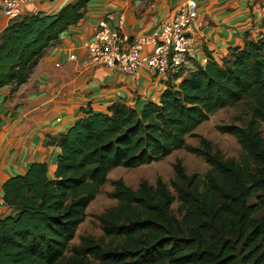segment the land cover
I'll return each mask as SVG.
<instances>
[{
  "label": "trees",
  "instance_id": "1",
  "mask_svg": "<svg viewBox=\"0 0 264 264\" xmlns=\"http://www.w3.org/2000/svg\"><path fill=\"white\" fill-rule=\"evenodd\" d=\"M88 2L9 20L0 33V89H17ZM167 84L158 102L140 109L117 103L108 113L87 110L57 138L52 173L46 162H32L4 181L2 198L16 213L0 217V264H264V36L246 37L222 63L209 59L177 86ZM238 102L248 105V120L215 126L241 147L240 159L225 158L195 129ZM190 136L198 145L186 143ZM179 149L208 164L203 177L188 174L176 159L170 185L160 177L136 188L112 180L117 203L97 217L102 236L82 235L70 245L110 170Z\"/></svg>",
  "mask_w": 264,
  "mask_h": 264
},
{
  "label": "crops",
  "instance_id": "2",
  "mask_svg": "<svg viewBox=\"0 0 264 264\" xmlns=\"http://www.w3.org/2000/svg\"><path fill=\"white\" fill-rule=\"evenodd\" d=\"M73 1L31 0L24 4L23 14L55 12ZM188 1L89 0L82 18L46 48L27 79L15 90L11 84L0 89V200L4 181L23 174L30 163L46 162L49 173L53 172L59 154L57 138L87 110L108 113L117 103L140 109L145 102H158L157 96L168 86L166 79L146 65L124 74L92 63L81 44L92 38L95 24L108 12L123 13L121 24L109 20L108 25L134 39L158 29ZM192 1L202 21L195 39L196 64L209 59L220 64L246 37L264 36V0ZM8 23L0 0V33ZM71 53L76 55L74 60L68 58ZM15 213L13 207L0 202V217Z\"/></svg>",
  "mask_w": 264,
  "mask_h": 264
},
{
  "label": "built area",
  "instance_id": "3",
  "mask_svg": "<svg viewBox=\"0 0 264 264\" xmlns=\"http://www.w3.org/2000/svg\"><path fill=\"white\" fill-rule=\"evenodd\" d=\"M30 1L1 0L2 13L6 19H14ZM123 19V13L108 12L93 27L92 38L82 41L92 63L124 74H132L139 66L146 65L172 85L195 68V39L202 26L195 1H188L184 9L177 10L169 21H162L158 29L141 33L134 39L108 25L109 20L121 24ZM68 58L74 60L75 53Z\"/></svg>",
  "mask_w": 264,
  "mask_h": 264
},
{
  "label": "rangeland",
  "instance_id": "4",
  "mask_svg": "<svg viewBox=\"0 0 264 264\" xmlns=\"http://www.w3.org/2000/svg\"><path fill=\"white\" fill-rule=\"evenodd\" d=\"M159 96H157V99H159ZM249 115L250 110L248 105L245 102H238L220 108L208 115V118L195 129V132L209 139L212 142L213 149L220 150L225 158L233 157L240 159L242 152L236 138L230 134L218 131L215 126L220 123L243 124L248 120ZM260 131L264 137L263 122L261 123ZM186 143L198 145L199 139L197 136H190L186 138ZM176 159H181L188 174H197L203 177L208 169V164L201 157L189 153L185 149L176 150L161 160H154L137 167L126 168L119 166L113 168L108 173L107 182L100 187L99 192L85 208L84 220L79 224L75 237L71 240L70 245L78 244L80 236L82 235L102 236L103 232L97 217L101 212L117 203V200L110 195L113 188L112 180L122 178L127 185L136 188L141 180H147L153 184L156 178L160 177L170 185V181L174 175L173 164ZM170 189L174 196H176V192L171 186ZM177 205L178 203L176 201L172 204L176 214Z\"/></svg>",
  "mask_w": 264,
  "mask_h": 264
}]
</instances>
